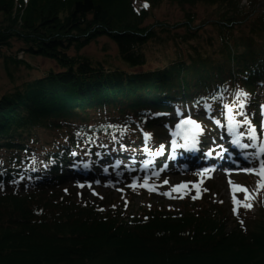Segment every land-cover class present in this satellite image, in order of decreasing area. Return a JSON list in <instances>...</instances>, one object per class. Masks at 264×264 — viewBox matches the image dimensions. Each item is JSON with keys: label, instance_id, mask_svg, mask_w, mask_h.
Segmentation results:
<instances>
[{"label": "trees", "instance_id": "1", "mask_svg": "<svg viewBox=\"0 0 264 264\" xmlns=\"http://www.w3.org/2000/svg\"><path fill=\"white\" fill-rule=\"evenodd\" d=\"M139 1L0 0V48L19 40L23 54L56 67L0 95V264H264L262 204L228 215L203 197L179 213L138 215L102 212L61 189L75 173L69 168L83 167L70 163L77 152L96 149L119 161L117 153L136 152L142 130L166 122L154 111L197 103L212 113L222 98L248 116L258 102L251 87L264 82V0H166L211 6L194 25L187 9L182 22L146 25L156 0ZM204 25L217 41L210 54L187 45L183 58L141 69V46L155 30L183 43L199 39ZM98 36L128 69L68 55ZM230 216L237 222L228 230Z\"/></svg>", "mask_w": 264, "mask_h": 264}, {"label": "rangeland", "instance_id": "2", "mask_svg": "<svg viewBox=\"0 0 264 264\" xmlns=\"http://www.w3.org/2000/svg\"><path fill=\"white\" fill-rule=\"evenodd\" d=\"M150 6L148 11H146L149 14L147 20L144 22L146 25L153 21L167 25L182 22L184 20V15H182L184 9L193 11V22L191 23L194 25V22L199 23L203 21L204 17H210L213 11L211 6L200 2L194 5H182L181 7L166 0H156L151 1ZM202 27L201 29H197L199 39L193 37L184 41V44L177 41L170 33H157V30H155V35L148 38L146 43L141 46L146 59L141 69L159 68L169 61L183 58L186 55L187 43L195 45L205 54H210L212 46L217 41L206 25ZM240 28L243 29L242 27ZM170 31L172 32V29ZM20 46H22L21 41L12 39L10 47L0 48V95L16 89H22V86L26 82L41 76L48 68L56 69L51 60L23 54L19 49ZM68 55L78 58L85 57L92 63L98 61L106 68L128 69L120 61L113 43L104 36L96 37L78 50L71 47ZM10 56L16 57L15 59L19 63L11 62V60L6 58ZM22 60L24 62H20ZM259 93H264V89ZM152 128L155 127L153 126ZM47 135V133L38 134L41 141L45 140ZM255 168L250 167L247 168V170L250 169L249 172H237L233 175H226L224 172L199 174L194 171H180L177 173L162 171L158 172L157 176L148 175L151 177H148L147 181L151 184L156 183V186H148L145 189V193L129 189L128 186L130 187L132 184L140 185V180L137 182L131 181V183L129 180L127 183L105 182L104 184L94 183L84 186L79 194H76V197H81L83 202H90L95 207L102 205V212L110 209L117 213H119L118 211H128L129 213L138 215H143L144 212H148L151 208H160L164 209L163 211L179 213L182 212L183 207L203 197L208 200L210 209L216 206L221 210V213L228 211V215H230L235 205L233 198L235 197L238 201L239 197H241V200L247 197L246 205H251V207L246 208L250 209L249 211L251 212H255L256 208L253 206V203L259 193L264 191V187L261 186L264 185V177L257 174L260 171L257 168V170L251 171ZM123 173H126V171ZM249 177L252 179L247 181ZM243 178L247 179L246 187H248V191L241 190L240 188ZM165 180L168 181L167 184L164 183ZM181 184L186 185V187L177 189L176 186ZM153 188H156L160 193H154ZM243 207L245 208V206ZM225 217H227V214ZM236 222L235 218L230 216L229 221L226 223V228L228 230L235 229Z\"/></svg>", "mask_w": 264, "mask_h": 264}, {"label": "snow or ice", "instance_id": "3", "mask_svg": "<svg viewBox=\"0 0 264 264\" xmlns=\"http://www.w3.org/2000/svg\"><path fill=\"white\" fill-rule=\"evenodd\" d=\"M148 5L146 4L145 7H147ZM240 96H246V93H239ZM229 112H231V109L229 108L228 109ZM229 120L231 121V117H229ZM183 123L185 125H192L193 126V130H186V134L184 135L183 139H184V144L183 145H179L177 144V141L175 139L172 140V148L175 149V148H178V147H183V148H186V149H191V148H195L196 144H197V135L199 132L202 131V126L195 120H192L191 118H188L186 120L183 121ZM245 124H248L249 122L247 120L244 121ZM177 127L179 128L180 125H177ZM250 131L252 133H255V129L254 128H250ZM179 133H177L178 135ZM145 136L147 137L148 134H145ZM250 139L252 140H255L256 139V136L255 135H252L250 137ZM244 148H248L250 147L249 144H244L243 145ZM261 153L264 154V147H262L260 149ZM155 156L159 157L161 155L160 152H155L153 153ZM259 168H260V171L259 173H257L258 175L264 177V159L260 160L259 162ZM165 184L168 183L167 180L164 181ZM262 187H264V185H261ZM81 187H83V185H81ZM183 187H186V185L184 184H181L179 186H176L177 189L179 188H183ZM241 190H244L246 191V189H241ZM195 198V197H194ZM233 203L234 204H238L239 202L235 199V197L233 198ZM245 207H251V205H245ZM233 212L234 214H237L238 215V210L237 208L234 207L233 209ZM241 224H243V221H241Z\"/></svg>", "mask_w": 264, "mask_h": 264}, {"label": "bare ground", "instance_id": "4", "mask_svg": "<svg viewBox=\"0 0 264 264\" xmlns=\"http://www.w3.org/2000/svg\"><path fill=\"white\" fill-rule=\"evenodd\" d=\"M215 164H216L215 161H211V162L205 164L203 161L200 160V161H193L192 163L187 164V166H189L190 168H201L202 166H203V168H206L208 166H212ZM24 187H25V185H24Z\"/></svg>", "mask_w": 264, "mask_h": 264}]
</instances>
